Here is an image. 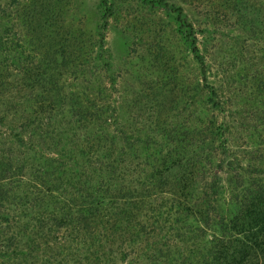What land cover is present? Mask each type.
<instances>
[{
  "label": "rangeland",
  "instance_id": "obj_1",
  "mask_svg": "<svg viewBox=\"0 0 264 264\" xmlns=\"http://www.w3.org/2000/svg\"><path fill=\"white\" fill-rule=\"evenodd\" d=\"M149 1L106 0L113 13L100 48L95 34L103 21L101 0H0V158L14 161L0 200V264L8 259L42 264L48 258L66 264L65 258H79L81 248L93 249L106 233L116 239L108 250L123 249L107 255L105 264L144 261L141 238L120 235V220L114 230L98 226L87 235L89 222L81 204L69 197L87 185L66 174L52 185L42 184L38 177L50 180L55 171L32 158L21 138L15 136L11 143L10 122L25 141L35 127L51 135L46 147L36 149L61 160V168L74 159L96 167L99 150L85 137L93 138L100 112L89 110L95 104L86 101L98 102L95 107H107L106 139L123 147L118 158L125 161L132 184L147 179L152 167L161 169L160 161L184 167L191 163L203 138L202 125L212 113L219 120L224 114L231 126L230 155L246 160L264 153V90L258 87L264 79V0H166L181 7L196 30L206 79L178 32L175 13ZM210 84L224 100V113L209 108ZM82 98L91 115L80 108ZM62 111L73 125L65 139L56 136L59 126L54 122L62 121ZM231 157L225 155V161ZM172 171L179 169L172 166ZM20 175L27 182L29 177L28 193L17 191ZM122 200L108 195L96 218L101 223L120 218ZM132 220L127 227L143 223L142 217ZM133 233L140 237L143 232Z\"/></svg>",
  "mask_w": 264,
  "mask_h": 264
},
{
  "label": "trees",
  "instance_id": "obj_2",
  "mask_svg": "<svg viewBox=\"0 0 264 264\" xmlns=\"http://www.w3.org/2000/svg\"><path fill=\"white\" fill-rule=\"evenodd\" d=\"M149 3L175 13L178 32L189 45L194 60L200 65L206 79L205 55L197 44L196 30L187 21L183 9L166 0H150ZM100 4L103 6L101 15L103 21L95 35L96 42L101 48L105 42L106 23L113 9L106 0H101ZM258 87L261 91L264 90V79L259 82ZM61 95L62 92L58 91L56 98L61 100ZM207 98L212 103V107H209L212 112L224 113L225 107H222L224 100L217 87L209 85ZM85 101L83 98L79 101L80 108L88 115L92 114L89 110L100 112L95 123L97 126L91 129L93 138L85 137L87 140H94L90 147L95 144L96 150H99V155L94 159L96 167L88 163V160L80 163L74 159L73 163L64 164L67 168H61V160L46 158L43 154L45 151L41 152L39 149L38 152L36 149L38 146L46 147V140L52 139L46 131H38L35 127L29 140L25 141L20 133L16 135L12 122L6 129L11 143L15 141V136L21 138V143L26 144L32 158L55 171L50 180L42 181V178L38 177L42 184L52 185L51 182L59 178L62 180V176L66 174L76 184L87 185V189L77 188L72 194L65 190L73 202L81 204L80 212L89 222L85 227V229L89 227L87 235L98 226L105 231L109 227L114 230L115 224L120 220L123 222L120 235L128 234L141 238L139 254L144 258L141 264H264V153L259 152L258 155H252L246 160L235 154L230 155L228 143L231 126L225 120L224 114H221L222 119L219 120L216 114L212 113L202 125L200 135L203 138L193 149L195 153L190 156L191 163L187 162L184 167L173 163L164 165L165 163L160 161L161 169L153 170L155 167H152L147 179H137L135 184H132L128 178L125 161L118 158V152L122 153L123 147L106 139L109 134L107 107H95L99 106V103L90 100L86 103L95 106L89 107L88 110V107H84ZM44 113L45 111L42 112ZM61 114L62 121H54L59 126L56 136L63 135L65 139L64 134L73 133V125L70 120L64 119L66 116L64 111ZM75 121L77 120L73 119V122ZM50 150H52L50 153L54 152L53 149ZM225 155L232 157L225 161ZM13 162L8 157L0 158V200L4 199L1 195L4 186L10 182ZM172 166L177 167L179 172H173ZM82 174L87 178L83 179ZM28 176L37 178L30 176L29 173ZM29 177L28 182L21 179V175L17 178L20 184L16 186L18 192H27L26 187L30 185ZM112 194L120 200L123 198L120 203L122 216L119 215L120 218L115 217L112 220L106 218V221L101 223L96 214L103 210L106 205L105 199ZM166 201L170 202V205L168 203L163 209ZM139 217H142L143 223L137 229L133 224L126 226L127 222L132 223V219L135 221ZM85 229L82 228L80 233ZM113 230H110L111 234ZM133 231L143 233L139 237L137 234L134 235ZM114 244H116L114 237H109L108 233L103 234L93 249H91L93 245H90V248H81L79 258L72 257L70 260L65 258L64 261L66 264L71 262L105 264L110 261L107 255L123 249L120 246L119 249L108 250V246L112 248ZM21 255H25V252L22 251ZM3 262L20 264L19 261L11 259ZM57 262L56 258H48L42 264ZM129 264H133L132 259Z\"/></svg>",
  "mask_w": 264,
  "mask_h": 264
}]
</instances>
